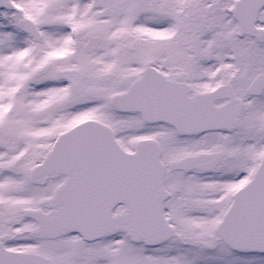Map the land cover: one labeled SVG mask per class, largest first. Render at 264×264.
<instances>
[{
	"label": "snow or ice",
	"instance_id": "6c2138e0",
	"mask_svg": "<svg viewBox=\"0 0 264 264\" xmlns=\"http://www.w3.org/2000/svg\"><path fill=\"white\" fill-rule=\"evenodd\" d=\"M0 264H264V0H0Z\"/></svg>",
	"mask_w": 264,
	"mask_h": 264
}]
</instances>
